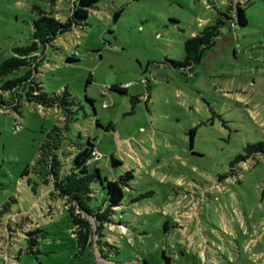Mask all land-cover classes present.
Returning a JSON list of instances; mask_svg holds the SVG:
<instances>
[{"label":"rangeland","instance_id":"1","mask_svg":"<svg viewBox=\"0 0 264 264\" xmlns=\"http://www.w3.org/2000/svg\"><path fill=\"white\" fill-rule=\"evenodd\" d=\"M74 1L0 0V63L31 42L38 9L66 21ZM239 4L246 25L226 20L199 63L173 65L189 37L221 11L235 17ZM72 55L78 60L68 62ZM46 56L37 81L76 101L64 146L76 150L90 137L101 156L95 166L111 179L134 170L135 179L106 234L118 253L105 245L107 261L95 240L93 257L80 253L67 202L24 174L64 113L26 100L18 111L0 104V264H167V245L180 250L173 264H264V154L234 162L264 141V0H100ZM112 156L122 165L113 167Z\"/></svg>","mask_w":264,"mask_h":264},{"label":"trees","instance_id":"2","mask_svg":"<svg viewBox=\"0 0 264 264\" xmlns=\"http://www.w3.org/2000/svg\"><path fill=\"white\" fill-rule=\"evenodd\" d=\"M99 1L75 0L73 12L66 21H62L54 13L38 9L39 16L33 22L31 42L27 45L13 47L12 54L1 60L0 81H3L0 85V104L7 110L18 111L22 107V102L26 100L46 108H57L64 113L65 125L53 128L40 147V157L35 169L32 171L30 167H27L24 174L35 173L45 183H51V195L67 202V210L73 226V238L80 253L87 252L93 257L92 248L95 240L102 257L107 261H112L111 252L105 248V245L110 244L106 241V234L111 231L110 227L116 224L115 216L118 210L123 208L126 189L130 188L131 182L135 179L134 170L112 179L109 178L103 173L102 168L95 166V161L89 162L92 151L96 148V144L90 137L86 144L74 142L73 146L76 147V150L68 151L63 141L68 139L66 131L70 128L69 123L74 121L76 101L67 89L58 94L45 92L36 79L40 67L46 61L48 48L64 32L83 25L89 18L90 9ZM231 19H234L232 25H236V22L246 25L248 19L245 8L239 4L235 17L229 10L221 11L213 24L207 25L202 31L185 41V58L181 61H173V65L175 67H192L193 64L199 63L203 52L215 45L217 38L222 33L223 26L226 25V20ZM67 60L74 62L78 59L72 55ZM20 70H25V72L17 74ZM9 75L12 77L4 79ZM110 90L126 92V88L114 85ZM4 93L10 95L8 100L4 99ZM132 101L135 104L139 98L132 96ZM191 145H194L193 137H191ZM245 150V155L238 156L235 163L246 161L257 153L264 154V141L250 143L245 147ZM110 163L116 167L122 165L123 162L112 156ZM98 193L101 195L104 193V198L100 199ZM138 199L136 198V200ZM77 206L81 207L79 213H76ZM122 225L127 228V233L128 227L125 223L120 222L119 229ZM169 230L170 224L167 221L164 223L162 231L169 233ZM28 233L31 235L29 238L32 245L31 250L34 251L33 246L37 245L38 240L34 237V231ZM110 246L118 253L117 246L111 244ZM176 249L172 245H167L163 249L172 257V264L177 258L175 253L180 251ZM182 252L183 255L187 254L184 250ZM142 264H148V260L142 259Z\"/></svg>","mask_w":264,"mask_h":264},{"label":"built area","instance_id":"3","mask_svg":"<svg viewBox=\"0 0 264 264\" xmlns=\"http://www.w3.org/2000/svg\"><path fill=\"white\" fill-rule=\"evenodd\" d=\"M111 87H109L110 89ZM109 106V102L108 101H105L103 103V107H108ZM21 127V125H17L16 128H15V131L19 130ZM101 156L98 155V150L97 148H95L93 151H92V156L91 158L89 159V162H92L95 158H100Z\"/></svg>","mask_w":264,"mask_h":264},{"label":"water","instance_id":"4","mask_svg":"<svg viewBox=\"0 0 264 264\" xmlns=\"http://www.w3.org/2000/svg\"><path fill=\"white\" fill-rule=\"evenodd\" d=\"M96 124H97V126H100L98 120H96ZM162 257H163L164 261H165L167 264H172V260H173V259H172V257H171L170 255H168V254L166 253L165 250H163V252H162Z\"/></svg>","mask_w":264,"mask_h":264}]
</instances>
